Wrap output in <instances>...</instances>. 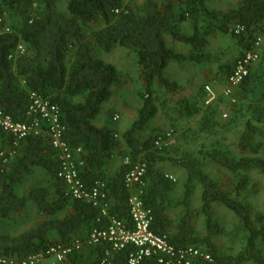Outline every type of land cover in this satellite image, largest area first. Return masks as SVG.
<instances>
[{"label":"trees","instance_id":"obj_1","mask_svg":"<svg viewBox=\"0 0 264 264\" xmlns=\"http://www.w3.org/2000/svg\"><path fill=\"white\" fill-rule=\"evenodd\" d=\"M209 1L167 0L159 4L157 0H144L134 9L127 0H64L62 13L58 0H0V111L15 122L30 123L26 113L31 93L57 106L62 140L71 149L82 150L76 155L81 182L87 189L96 183L105 184L108 207V216L101 217L100 209L66 196L57 178V154L47 135L27 137L19 142L0 174L2 257L21 261L44 254L56 244L85 242L90 232L106 226L109 218L131 229L128 201L132 193L140 192L144 208L152 215V232L166 235L175 248H197L212 258V263L197 260L192 264H264V212H253L240 192L248 184L244 175H264V101L255 100L264 99V44L258 62L233 91L232 98L239 97L240 107L225 127L216 122L223 94L218 102L205 106L207 95L201 86L193 98L176 102L172 130L151 129L144 135L159 107L167 104V96L174 97L182 89L166 73L170 63L205 66L212 62L207 51L209 40L218 35L229 36L239 53L233 61L217 67L218 79L225 86L237 61L252 50L256 38L264 33V0H242L229 10L212 9ZM183 23L191 26L190 33L182 32ZM236 27L243 31L236 33ZM166 37L185 48L187 56L169 48ZM19 46L23 53L17 51ZM117 47L136 56L143 87L136 117L124 130L114 120L118 115L104 114V104L111 100L119 74L99 56L100 52L107 54ZM198 115V133L206 137L219 129L230 132L235 126L242 127L238 137L242 154L232 156L219 143H201L195 151H185L177 158L169 156L171 140L167 135L173 137L179 131L178 123ZM181 138L186 139L187 135L184 133ZM12 143V138L0 129V154ZM111 163L115 167L109 172ZM138 163L146 166L143 186L128 189L125 176ZM164 163L175 165L185 175L180 201L172 198L177 183L161 170ZM209 166L237 176L234 195L220 189L207 175ZM36 169L43 173V183L34 182L26 193L20 194L19 189ZM57 188L59 193L52 194ZM197 188L205 238L196 235L189 224L190 201ZM216 204L229 210L237 219L239 230L245 233V243L235 257L223 255L212 243V238L222 232L212 216ZM173 208H183L185 212L172 232L167 227V214ZM30 213L31 219L45 221L32 230L12 234L18 220L27 219ZM107 250L106 244L86 247L59 264H101ZM132 250L113 254L110 264H127ZM141 264L158 263L148 259Z\"/></svg>","mask_w":264,"mask_h":264},{"label":"rangeland","instance_id":"obj_2","mask_svg":"<svg viewBox=\"0 0 264 264\" xmlns=\"http://www.w3.org/2000/svg\"><path fill=\"white\" fill-rule=\"evenodd\" d=\"M143 1L144 0H127L128 4L134 9ZM157 1H160V3L163 4L167 0ZM241 1L242 0H210L209 7L212 9L229 10L238 6ZM58 5L60 11L65 13L64 0H58ZM180 28L185 34H188L191 30V26L187 23L180 24ZM178 46L179 48L177 46H172V48L174 50H180L181 53L187 54L185 48L181 47L180 44ZM207 51L211 54L212 62L205 66L195 67L186 64L179 66L175 63H171L167 73L172 80L176 81L181 86L182 89L179 94L174 97L169 98L167 96V104L163 107H159L157 116L151 121L147 130L144 132L145 136L151 131V129H161L164 132L172 130V119L176 117V113L174 112L176 102L184 98H193L197 95L201 86L204 88L209 86L215 93V101L218 100V97L222 94L225 86L218 79L217 67L220 64L229 63L238 57L239 49L231 37L218 35L209 40ZM99 56L105 62L112 64L119 74V83L113 87L112 98L109 103L104 104V114L106 115L109 112H114L115 115H118L117 121L119 128L120 130H124L135 119L136 112L141 104L139 93L143 92L142 83L140 81V69L136 56L132 52L118 47L114 48L107 54L100 52ZM222 98L223 99L219 102V114L216 118V122L222 127H225L228 121H230L233 113L238 112L240 105L238 104V96L233 97L234 102H232V98ZM255 100H260L258 102L264 101V99H261L260 97ZM205 106L207 105L205 104ZM241 122L242 121L240 120V123ZM200 123L201 115H198L191 120L177 124L179 125V131L174 132L173 137L170 139L171 141L168 142V145H171L169 156L177 158L185 151H195L201 143L207 145L211 143H219V146L229 151L232 156L242 154L238 145V137L242 127L235 126L234 128H231L232 130L230 132L219 129L210 137H206L198 133ZM184 133L187 135V138H181L179 140V137L183 136ZM194 138H196V141ZM114 167L115 164L111 163L108 167V171L111 172ZM160 168L166 175L176 180L177 184L172 193V198L174 199V202L180 201L183 194L182 182L185 178L184 173L171 163H164ZM206 173L218 183L220 189L227 194L234 195L238 182L236 175L228 173L222 168L211 166L207 167ZM243 178L248 179L247 186L240 191L245 202L251 205L253 212H264V175L259 172H252L244 175ZM43 180V173L41 170L36 169L34 173L27 178L25 184L19 189V193H26L29 189V185L37 181L43 183ZM55 192L56 190L53 189L52 194H55ZM200 203V189L197 188L193 192L190 201L189 224L196 235L205 238L207 235L204 218L199 212ZM184 212L185 210L183 208H173L168 212L167 227L170 231H175L178 218ZM28 216L29 219L21 218L18 220V224L14 227L12 234H20L24 231L31 230L36 225L38 226L40 220L43 219H31L33 217V214L31 213ZM212 216L222 231L221 234L212 238V243L223 255L235 257L241 252L245 243V233L239 230L238 221L235 216L221 205L216 204L213 206Z\"/></svg>","mask_w":264,"mask_h":264},{"label":"built area","instance_id":"obj_3","mask_svg":"<svg viewBox=\"0 0 264 264\" xmlns=\"http://www.w3.org/2000/svg\"><path fill=\"white\" fill-rule=\"evenodd\" d=\"M2 23L3 18H0V25ZM242 31L240 27L235 28L236 33ZM263 44L264 33L256 38L252 50L246 52L237 61L232 74L226 79L222 91L224 97L232 98L234 89L247 77L249 68L258 62ZM17 51L19 53L24 52L21 46L17 48ZM205 92L207 95L205 104L210 105L216 99L215 93L209 86L205 87ZM232 100L234 102L233 98ZM26 116L30 119V123L15 122L9 115L0 111V129L13 140L11 148L0 154V174L7 164L8 158L14 156L20 141L30 136H39L45 133L51 148L57 154V178L65 188L64 194L73 200L100 209L101 217H107L105 184L96 183L94 187L87 189L81 182L78 173L80 163L78 164L76 161V155L82 154V150L71 149L62 140L63 128L60 125L58 107L44 100L39 94L31 93ZM117 119L118 116H115L114 120ZM167 138L171 139L170 134L167 135ZM125 163H128V160H125ZM145 173L146 166L144 163L134 165L125 176L126 187L128 189L142 187ZM169 178L172 179V177ZM139 195L140 192L132 193L128 201L131 229L120 221L109 218L107 225L93 229L85 242L75 241L70 246L56 244L44 254L29 256L21 261L10 260L0 255V264H59L74 251H82L86 247L102 244L108 245L109 250L105 252V259L101 264H110L109 259L113 254L127 248L133 249L127 257V264H141L148 259H155L158 264H192L197 260L212 263L209 254L193 247L175 248L166 235H156L152 232L151 212L144 208ZM97 222L101 223V219H98Z\"/></svg>","mask_w":264,"mask_h":264},{"label":"crops","instance_id":"obj_4","mask_svg":"<svg viewBox=\"0 0 264 264\" xmlns=\"http://www.w3.org/2000/svg\"><path fill=\"white\" fill-rule=\"evenodd\" d=\"M158 3L160 4V1H158ZM188 33H190V31L188 32ZM165 41H166V44H167V46L169 47V48H171V49H173L172 48V46L173 47H175V46H177L178 48H179V44L178 43H175V42H173L171 39H170V37H166V39H165ZM181 49V48H180ZM174 51H176V52H180V50H174ZM181 53V52H180ZM182 54V53H181ZM183 55V54H182ZM185 56H187V54H184ZM186 65H190L189 63H185ZM184 64V65H185ZM171 65V63L169 64V66ZM169 66H168V68H167V70L169 69ZM167 70H166V73H167ZM59 191H60V189L59 188H57L56 189V193H59ZM45 220L44 219H41L40 220V222H39V225L40 224H42L43 222H44ZM37 226V225H36ZM35 226V227H36ZM32 230V229H31Z\"/></svg>","mask_w":264,"mask_h":264}]
</instances>
